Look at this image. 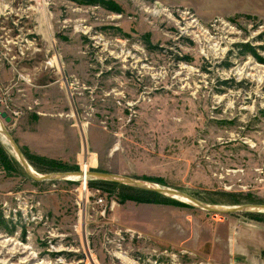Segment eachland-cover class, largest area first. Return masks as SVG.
Listing matches in <instances>:
<instances>
[{
	"label": "rangeland",
	"instance_id": "obj_1",
	"mask_svg": "<svg viewBox=\"0 0 264 264\" xmlns=\"http://www.w3.org/2000/svg\"><path fill=\"white\" fill-rule=\"evenodd\" d=\"M258 4L0 0V120L43 176L264 205ZM9 146L0 138V264H264V212L209 213L94 177L84 196L81 181L35 180Z\"/></svg>",
	"mask_w": 264,
	"mask_h": 264
},
{
	"label": "water",
	"instance_id": "obj_2",
	"mask_svg": "<svg viewBox=\"0 0 264 264\" xmlns=\"http://www.w3.org/2000/svg\"><path fill=\"white\" fill-rule=\"evenodd\" d=\"M2 117L6 118L7 121L10 120L9 116H7L6 113H3ZM5 134L9 137L10 144L13 147L19 162L25 168L27 173L30 176H32V178H34L35 180L62 179L65 176L64 174H67V173L52 174V175L37 177L36 175H34L30 171L29 163L27 162L26 158L24 157L23 153L21 152V150L18 147V145L15 142V140L6 131V129H5ZM69 174H81V172H74V173H69ZM89 174L91 175L90 177H94V178L99 179V180L116 182V183H120V184H125V185H128V186H131V187H135V188H140V189H143V190L153 191L155 193H158L160 195L167 196V197H170V198L177 199V197H179V196L180 197H186V198L190 199L196 206L200 207L203 210L208 211L209 213L213 212V213H221V214H234V213H242V212L252 213V212H262V211H264V205H243V206H232V208H224V206H222V205L219 206V205H209V204H206V203H202V202L190 197L189 195H187V194H185L183 192L174 190V189H172V190H164L159 185L154 187L151 183L149 184L147 182L134 180L132 178L118 176V175L104 173V172H94V173L90 172ZM252 207H254L256 209H254Z\"/></svg>",
	"mask_w": 264,
	"mask_h": 264
},
{
	"label": "bare ground",
	"instance_id": "obj_3",
	"mask_svg": "<svg viewBox=\"0 0 264 264\" xmlns=\"http://www.w3.org/2000/svg\"><path fill=\"white\" fill-rule=\"evenodd\" d=\"M262 79V78H261ZM261 81V80H260ZM0 138H1V140L3 141V143H7V145H10L11 146V144H10V140H9V137L5 134V127H4V124L2 123V121L0 120ZM9 146V147H10ZM30 171L34 174V175H36L37 177H41V176H43V175H40V174H38V173H36L32 168H31V166H30ZM84 171V170H83ZM83 171H81V174H69V173H67V174H64L65 176H64V178H67V179H69V180H77V181H81V183H82V195H84L85 194V187H86V184H87V181L85 180V178L87 177V179H89V177L91 176L90 174H89V172H83ZM82 178V180H80ZM79 179V180H78ZM150 184V183H149ZM154 187H156L157 185H155V184H152ZM161 187V186H160ZM162 189H164V190H172V189H169V188H166V187H161ZM85 196V195H84ZM177 199L178 200H181V201H184V202H187V203H190V204H194L190 199H188V198H186V197H177ZM224 206V205H223ZM224 208H232V207H230V206H224ZM252 208H254V207H252ZM254 209H256V208H254ZM262 212H264V211H262Z\"/></svg>",
	"mask_w": 264,
	"mask_h": 264
},
{
	"label": "trees",
	"instance_id": "obj_4",
	"mask_svg": "<svg viewBox=\"0 0 264 264\" xmlns=\"http://www.w3.org/2000/svg\"><path fill=\"white\" fill-rule=\"evenodd\" d=\"M237 47L241 48V52H252L253 48L249 44H238ZM110 184V183H109ZM111 184H115L112 182Z\"/></svg>",
	"mask_w": 264,
	"mask_h": 264
},
{
	"label": "built area",
	"instance_id": "obj_5",
	"mask_svg": "<svg viewBox=\"0 0 264 264\" xmlns=\"http://www.w3.org/2000/svg\"><path fill=\"white\" fill-rule=\"evenodd\" d=\"M90 179V178H89ZM88 179V180H89ZM88 182V181H87ZM86 189H87V184H86V187H85V190L84 191H86ZM95 203L97 204V205H103L104 204V200L100 197V196H97L96 198H95Z\"/></svg>",
	"mask_w": 264,
	"mask_h": 264
},
{
	"label": "crops",
	"instance_id": "obj_6",
	"mask_svg": "<svg viewBox=\"0 0 264 264\" xmlns=\"http://www.w3.org/2000/svg\"><path fill=\"white\" fill-rule=\"evenodd\" d=\"M259 2L258 6L260 7H264V5H262V3H264V1H260V0H257ZM259 10H262V9H259Z\"/></svg>",
	"mask_w": 264,
	"mask_h": 264
}]
</instances>
